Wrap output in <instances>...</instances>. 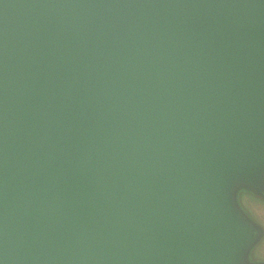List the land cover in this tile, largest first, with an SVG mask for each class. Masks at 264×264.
I'll return each mask as SVG.
<instances>
[{"label": "water", "instance_id": "obj_1", "mask_svg": "<svg viewBox=\"0 0 264 264\" xmlns=\"http://www.w3.org/2000/svg\"><path fill=\"white\" fill-rule=\"evenodd\" d=\"M0 264H264V0H0Z\"/></svg>", "mask_w": 264, "mask_h": 264}]
</instances>
